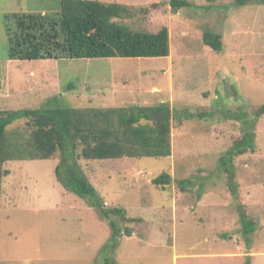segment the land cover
<instances>
[{
  "label": "rangeland",
  "instance_id": "374dc122",
  "mask_svg": "<svg viewBox=\"0 0 264 264\" xmlns=\"http://www.w3.org/2000/svg\"><path fill=\"white\" fill-rule=\"evenodd\" d=\"M91 1L131 8L114 20L131 30L167 27L169 57L10 61L7 17L55 14L61 0H0V71H7L5 82L0 74V110L38 109L53 98L51 107L70 108L165 103L175 113L171 155L75 162L107 208L124 210L125 219H114L116 238L89 200L57 180L58 157L7 162L0 264H118L120 252L138 246H165L160 264H264V116L253 134L255 151L219 161L243 134L237 116L223 112L247 114L264 104V5L187 0L191 6L173 14L169 0ZM154 3L160 7L151 9ZM206 31L221 35L220 53L204 45ZM25 122L9 128L28 137ZM161 173L170 174V185L152 183ZM186 180L192 184L181 183ZM243 215L256 226L247 237ZM210 250L217 258L193 257ZM174 253L181 256L173 259Z\"/></svg>",
  "mask_w": 264,
  "mask_h": 264
},
{
  "label": "trees",
  "instance_id": "16d2710c",
  "mask_svg": "<svg viewBox=\"0 0 264 264\" xmlns=\"http://www.w3.org/2000/svg\"><path fill=\"white\" fill-rule=\"evenodd\" d=\"M217 0H207L214 4ZM237 7L264 5V0H234ZM171 12L190 7L187 0H169ZM158 3L151 9H158ZM131 8L119 4H105L91 0H61L55 14H24L7 17L4 29L8 36V60L34 61L59 59L164 58L170 55L169 30L157 32L131 30L114 21L131 15ZM148 13L149 9H142ZM203 43L212 51L223 49L220 34L206 31ZM56 99L47 100L38 109L0 110V207L2 183L9 171L4 165L10 161H40L58 157L55 175L67 191L89 200L90 205L108 220L111 238L121 231L115 218L125 219L120 207L107 208L95 187L75 162L79 160H117L122 158H162L171 155V127L175 120L168 105L122 108L51 107ZM224 111L223 115L242 124V136L219 157L225 165L234 158L255 151L254 132L258 120L264 116V104L251 113ZM194 115L191 112L187 114ZM215 111H213V114ZM183 114V113H182ZM189 114V115H190ZM196 114V113H195ZM206 114H197L198 117ZM232 117V116H230ZM25 119L28 137L20 128L10 129L13 123ZM244 119V120H243ZM243 120V123H242ZM172 178L161 173L152 180L155 186L166 187ZM181 183L191 185L189 180ZM181 191L187 189L181 185ZM128 221H131L128 220ZM244 236L256 230L255 223L243 215ZM126 236L131 232L126 230ZM250 243V240H247ZM248 243V245H249ZM108 247V246H107ZM104 264H109L105 261Z\"/></svg>",
  "mask_w": 264,
  "mask_h": 264
},
{
  "label": "crops",
  "instance_id": "0c3cea01",
  "mask_svg": "<svg viewBox=\"0 0 264 264\" xmlns=\"http://www.w3.org/2000/svg\"><path fill=\"white\" fill-rule=\"evenodd\" d=\"M0 74H1V76H4L3 82H5L6 77H7V71L5 72L1 69ZM192 226H197V225L192 224ZM131 247H133V246H131ZM159 247H161V248H159ZM164 247L165 246H138L139 250L138 249H131L126 254L120 252L118 255V264H143L146 261L149 264H154L156 261L158 262V264H160V261L162 258L161 254H162ZM166 247H168V248L172 247L174 249V251L176 250V246H166ZM228 255H230V254H227L226 256H228ZM152 256H154L155 259L153 260V262H150L148 259L151 260ZM180 256L181 255H177L176 253H174L173 259H176ZM202 256H208V257H210L209 259H213V258H217L218 253L210 250V254H208V252H205V254H204V252H202L201 254L193 255V257H202ZM44 261L47 262L46 260H44ZM95 263H97V262H95Z\"/></svg>",
  "mask_w": 264,
  "mask_h": 264
}]
</instances>
